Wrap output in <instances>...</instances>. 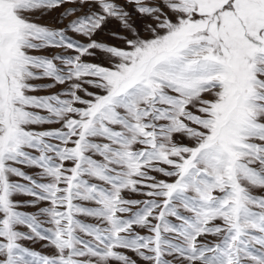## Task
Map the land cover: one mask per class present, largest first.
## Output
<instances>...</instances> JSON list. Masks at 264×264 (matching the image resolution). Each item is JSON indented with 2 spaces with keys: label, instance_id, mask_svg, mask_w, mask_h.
Segmentation results:
<instances>
[{
  "label": "snow or ice",
  "instance_id": "snow-or-ice-1",
  "mask_svg": "<svg viewBox=\"0 0 264 264\" xmlns=\"http://www.w3.org/2000/svg\"><path fill=\"white\" fill-rule=\"evenodd\" d=\"M0 264H264V0H0Z\"/></svg>",
  "mask_w": 264,
  "mask_h": 264
},
{
  "label": "rangeland",
  "instance_id": "rangeland-1",
  "mask_svg": "<svg viewBox=\"0 0 264 264\" xmlns=\"http://www.w3.org/2000/svg\"><path fill=\"white\" fill-rule=\"evenodd\" d=\"M42 23L45 22V21H41ZM27 211H32V209H26Z\"/></svg>",
  "mask_w": 264,
  "mask_h": 264
}]
</instances>
